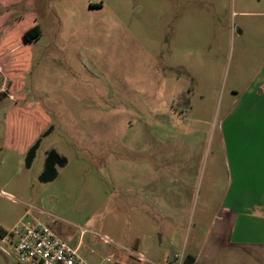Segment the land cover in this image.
Wrapping results in <instances>:
<instances>
[{"label":"rangeland","instance_id":"obj_1","mask_svg":"<svg viewBox=\"0 0 264 264\" xmlns=\"http://www.w3.org/2000/svg\"><path fill=\"white\" fill-rule=\"evenodd\" d=\"M4 8L0 41L24 12L40 36L0 51V232L39 220L91 264H264V165L242 163L264 155L247 136L263 124L264 0ZM38 106L50 129L27 167L5 115ZM50 150L64 164L43 181Z\"/></svg>","mask_w":264,"mask_h":264},{"label":"trees","instance_id":"obj_2","mask_svg":"<svg viewBox=\"0 0 264 264\" xmlns=\"http://www.w3.org/2000/svg\"><path fill=\"white\" fill-rule=\"evenodd\" d=\"M13 2H16V0H0V6L6 8L9 7L10 4H13ZM29 3L30 1L26 4ZM6 15L7 14L2 13L0 15V21L5 18ZM19 21H23L25 24L24 30L20 35L22 42L20 44H13V41L9 40L14 38L13 33L16 26L18 27ZM39 36V23L35 20L32 13L24 12L14 20L13 26L5 27L2 41H0V51L12 52L24 50L27 54V52L29 53V51H31V42L37 40ZM19 112V117L21 116L20 120L15 116V114ZM46 124H48L47 115L40 106L35 108H20L18 112L17 109L13 110V108H11L6 112L4 145H13L23 150L25 152V165L27 167L31 165L35 158L41 137L46 135L50 129L49 126L46 127ZM56 164L60 166L63 165L64 158L59 156L54 150H50L46 156L45 168L40 175V179L43 181L55 179L57 176ZM1 233L2 232H0V234ZM193 260V257L187 256L184 264H192Z\"/></svg>","mask_w":264,"mask_h":264},{"label":"built area","instance_id":"obj_3","mask_svg":"<svg viewBox=\"0 0 264 264\" xmlns=\"http://www.w3.org/2000/svg\"><path fill=\"white\" fill-rule=\"evenodd\" d=\"M0 250L15 264H91L80 256L78 246L69 245L43 222L25 217L0 234ZM185 258L170 264H184Z\"/></svg>","mask_w":264,"mask_h":264},{"label":"crops","instance_id":"obj_4","mask_svg":"<svg viewBox=\"0 0 264 264\" xmlns=\"http://www.w3.org/2000/svg\"><path fill=\"white\" fill-rule=\"evenodd\" d=\"M263 36V40H264V32L262 33ZM261 81V80H260ZM259 82V78L257 77L256 83ZM262 84H264V79L262 81ZM259 96L262 97V100L264 99V92L260 91L259 92ZM258 109V111H256ZM251 111L254 113L253 116L257 117V118H261L263 124H264V102L263 105L260 106L259 103L254 104V107L251 109ZM262 124V126L257 127V124H254V126L256 127V129L259 131L258 134H260L262 137L259 140H256V136H257V130L255 129V127H248L247 128V136L249 139H251V141L254 143L256 141H261L262 140V148L264 151V125ZM257 146V144H256ZM242 163L248 164V165H257V164H262L264 165V155L260 158H257L255 155H250L247 157L246 161H243ZM254 170V171H252ZM249 174H253V176H255V174H257V172L255 171V169L251 168V171H248ZM2 192H4V190H2ZM194 262V260H193ZM192 262V263H193Z\"/></svg>","mask_w":264,"mask_h":264},{"label":"water","instance_id":"obj_5","mask_svg":"<svg viewBox=\"0 0 264 264\" xmlns=\"http://www.w3.org/2000/svg\"><path fill=\"white\" fill-rule=\"evenodd\" d=\"M115 264H122V263L117 262V263H115Z\"/></svg>","mask_w":264,"mask_h":264}]
</instances>
